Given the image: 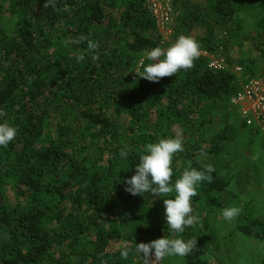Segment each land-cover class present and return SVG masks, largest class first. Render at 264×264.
I'll use <instances>...</instances> for the list:
<instances>
[{
	"label": "trees",
	"instance_id": "1",
	"mask_svg": "<svg viewBox=\"0 0 264 264\" xmlns=\"http://www.w3.org/2000/svg\"><path fill=\"white\" fill-rule=\"evenodd\" d=\"M44 2L0 0V109L7 113L0 123L17 128L15 139L0 146V264H163L165 258L146 261L134 249L166 235L197 239L187 256H172L178 264H215L218 236L209 214L237 198L225 175L215 170L210 183L197 185L192 206L201 219L183 233L167 224L166 197L131 195L126 180L145 146L162 137L183 136L172 184L188 161L201 168V149L222 155L231 136L209 134L210 101L237 93L240 77L232 69H209L204 55L159 82L132 75L143 53L191 35L201 51L244 67L243 80L257 77L264 64V0H173L166 41L145 0H56L55 9ZM6 17L13 19V35L3 26ZM80 35L87 39L75 43ZM88 39L98 43L96 60ZM246 40L256 55L234 51ZM239 221L244 236L264 244L255 198L245 201ZM125 244L133 249L128 259L120 255Z\"/></svg>",
	"mask_w": 264,
	"mask_h": 264
},
{
	"label": "clouds",
	"instance_id": "2",
	"mask_svg": "<svg viewBox=\"0 0 264 264\" xmlns=\"http://www.w3.org/2000/svg\"><path fill=\"white\" fill-rule=\"evenodd\" d=\"M44 8H56V0H45ZM87 37L80 35L75 43L86 40ZM98 43L88 39L87 52L91 54L92 59L99 58ZM85 53L77 55V62L84 59ZM201 56V49L198 41L191 35H180L169 47L162 48L157 46L142 54L137 67L133 70L138 77L149 80L150 82H159L164 77H171L181 69L188 70L193 68L194 61ZM145 60L149 61L145 65ZM7 113L0 109V117H5ZM17 136V128L11 126L8 120L0 123V146L7 147L8 144ZM183 136L180 134L174 137L160 138L158 142L148 143L145 146V152L140 155V162L136 165L135 174L126 180L127 187L125 191L131 195H144L151 193L153 196L166 197L164 199L165 217L168 226L175 233H183L185 227L193 226L200 222V216L193 214L192 198L196 196L197 185L201 182H211L213 177L211 173L215 171L212 164H201V168L192 166L188 161L180 178L172 184L173 157L176 153L182 152ZM120 156L128 157L126 148H122ZM207 157V153L201 149L197 159L201 162ZM174 193V198H167L169 194ZM239 206L226 207L222 216L225 220L231 222L240 213ZM197 246V239L185 241L183 238H169L168 235L154 239L148 243H136L134 251L142 254L145 260L154 258L159 261L165 257L187 256ZM154 250V251H153ZM133 249L127 244L123 245L120 255L128 259Z\"/></svg>",
	"mask_w": 264,
	"mask_h": 264
},
{
	"label": "rangeland",
	"instance_id": "3",
	"mask_svg": "<svg viewBox=\"0 0 264 264\" xmlns=\"http://www.w3.org/2000/svg\"><path fill=\"white\" fill-rule=\"evenodd\" d=\"M3 26L11 35L15 33L13 19L10 17L5 18ZM250 46L251 43L246 40L243 48L238 47L234 51L240 54L243 49V56L256 55V50L248 51ZM237 66L242 70L237 71L235 69ZM229 69L240 77V84L245 81L242 79L244 67L235 64ZM257 77H264V64ZM231 97L210 101L212 104L210 117L213 122L209 134L212 137L214 133L225 132L231 139L226 143L222 155L207 154L202 163L214 165L215 170L226 176L228 192L237 196L227 207L239 206L241 211L231 222L222 216L226 207L209 214L210 223L217 229L218 236L219 248L213 257L215 264H264V244L244 236L237 229L247 199L252 197L256 199L258 214L264 218V129L243 126L238 109L230 103ZM163 264H178V259L172 256L165 257Z\"/></svg>",
	"mask_w": 264,
	"mask_h": 264
},
{
	"label": "built area",
	"instance_id": "4",
	"mask_svg": "<svg viewBox=\"0 0 264 264\" xmlns=\"http://www.w3.org/2000/svg\"><path fill=\"white\" fill-rule=\"evenodd\" d=\"M147 8L155 19L158 31L164 40H169L174 22L173 0H145ZM201 55L207 57L209 69L220 72L230 68L229 64L220 53L201 51ZM237 71L242 68L237 66ZM136 73L132 75L134 79ZM230 103L235 106L240 116L250 127L264 129V77H254L244 81L241 88L235 93Z\"/></svg>",
	"mask_w": 264,
	"mask_h": 264
}]
</instances>
